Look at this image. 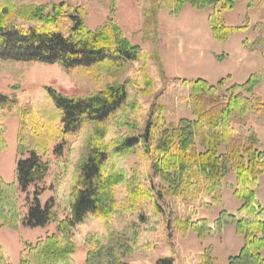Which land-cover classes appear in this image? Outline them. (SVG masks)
I'll use <instances>...</instances> for the list:
<instances>
[{"label": "trees", "instance_id": "obj_1", "mask_svg": "<svg viewBox=\"0 0 264 264\" xmlns=\"http://www.w3.org/2000/svg\"><path fill=\"white\" fill-rule=\"evenodd\" d=\"M236 1L153 0L145 11L146 26L157 25L159 10L179 14L190 4L212 10L213 35L226 41L239 27L224 25L222 12L232 10ZM87 13L82 4L67 1L0 0V60L56 63L97 87L82 97L53 86L37 91L34 99L25 91L0 92V155L8 143L6 118H19L18 149L29 154L17 163L24 190L45 177L50 166L41 154L56 140L87 132L84 156L63 166L66 184L58 195L69 210L64 218L53 207H42L38 196L22 220L16 185L0 175V229L18 230L22 222L56 226L54 234L27 245L20 264H77L73 256L79 245L87 247L86 264H138L136 259L152 255L161 228L175 246L179 234L193 232L204 239L221 234L228 224L244 236L239 254L228 264H264V205L256 189L264 176V149L250 126L264 124V98L255 92L264 71L222 94L223 80L214 85L179 77L164 79L155 93L150 54L133 44L113 18L91 30L84 22ZM254 44L264 54V29ZM134 61L140 67L125 78ZM152 94L150 107L140 105L139 95ZM179 109L194 117L171 126L168 116ZM130 153L137 159L131 166ZM230 172L237 175L235 196L242 206L237 213L222 210L211 222L201 210L219 203ZM213 262L206 251L160 258L155 264ZM0 264H14L1 243Z\"/></svg>", "mask_w": 264, "mask_h": 264}, {"label": "rangeland", "instance_id": "obj_2", "mask_svg": "<svg viewBox=\"0 0 264 264\" xmlns=\"http://www.w3.org/2000/svg\"><path fill=\"white\" fill-rule=\"evenodd\" d=\"M39 3L82 4L88 13L84 22L91 30L98 29L113 18L123 28L126 37L135 45L144 48L151 56L150 72L157 86V93L164 85V79H197L202 78L217 85L221 80V94L237 83H244L252 74L264 71L263 50L254 43L264 29V0H237L232 10L222 12L223 23L226 26L239 27L226 41H221L213 35L209 23L211 9L200 11L188 4L179 14L168 9L157 12L155 20L146 26L145 11L150 9L153 0H36ZM151 22V18L149 19ZM140 67L134 61L128 67L125 78ZM53 86L59 92L70 96H86L97 90V87L80 73L63 69L59 64H44L39 62L0 60V92L23 91L34 99L36 92ZM255 92L264 98V82L257 85ZM143 107H150L154 94L138 96ZM190 111L179 109L168 116L171 126H176L182 118H193ZM7 147L0 155V175L16 185L18 207L23 220L29 214L39 196L42 207L51 206L61 217L67 216V205L61 203L58 189L64 186V167L76 163L86 152V134L73 133L66 139L56 140L48 153L41 154L42 160L49 164L45 177L31 184L26 190L17 181L18 161L29 154L18 149L19 118H6ZM259 134L261 146L264 149V124L251 123ZM137 162L131 154L127 164ZM144 170L145 164L141 163ZM64 166V167H63ZM72 167V166H71ZM156 183H161L159 177ZM237 175L230 172L224 180L219 203L210 209L201 210V215L214 222L222 210L237 213L243 200L235 196ZM257 198L264 205V176L260 177L256 187ZM18 230L0 229V243L14 264H20L21 252L30 243H36L42 237L56 232L54 223H46L39 227H30L23 222ZM152 255L147 259H136L138 264H155L164 257L177 258L178 254H198L209 251L214 264H228L229 258L238 255L244 244V236L237 234L235 224H228L221 234L201 239L196 233L179 234L175 246L165 238L163 229L155 237ZM175 250V252H174ZM177 253V254H176ZM77 264H86L87 247L79 245L74 253Z\"/></svg>", "mask_w": 264, "mask_h": 264}]
</instances>
